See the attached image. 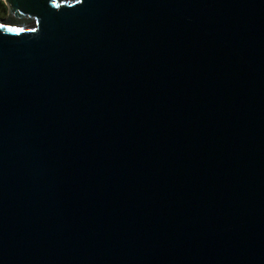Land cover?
I'll use <instances>...</instances> for the list:
<instances>
[{
	"label": "water",
	"instance_id": "95a60500",
	"mask_svg": "<svg viewBox=\"0 0 264 264\" xmlns=\"http://www.w3.org/2000/svg\"><path fill=\"white\" fill-rule=\"evenodd\" d=\"M0 264H264V0H4Z\"/></svg>",
	"mask_w": 264,
	"mask_h": 264
},
{
	"label": "rangeland",
	"instance_id": "374dc122",
	"mask_svg": "<svg viewBox=\"0 0 264 264\" xmlns=\"http://www.w3.org/2000/svg\"><path fill=\"white\" fill-rule=\"evenodd\" d=\"M7 20V21H15V22H19V23H26V19H22V18H19V17H16L15 15L13 14H10L9 12L5 13V15L3 17H0V21L1 20Z\"/></svg>",
	"mask_w": 264,
	"mask_h": 264
},
{
	"label": "trees",
	"instance_id": "16d2710c",
	"mask_svg": "<svg viewBox=\"0 0 264 264\" xmlns=\"http://www.w3.org/2000/svg\"><path fill=\"white\" fill-rule=\"evenodd\" d=\"M8 12V7L4 0H0V17H3Z\"/></svg>",
	"mask_w": 264,
	"mask_h": 264
}]
</instances>
